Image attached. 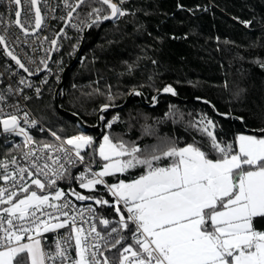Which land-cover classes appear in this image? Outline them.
<instances>
[{"label":"snow or ice","instance_id":"obj_1","mask_svg":"<svg viewBox=\"0 0 264 264\" xmlns=\"http://www.w3.org/2000/svg\"><path fill=\"white\" fill-rule=\"evenodd\" d=\"M86 2L76 0L72 5L65 0L70 9L69 22ZM98 2L107 6L108 14L101 16L103 9L93 8L88 14V27L129 14L120 6L127 0ZM40 3L9 0V5L15 6L9 8L15 16L10 23L25 36L34 35L43 25ZM244 23L248 26L251 22ZM72 27L78 28L74 24ZM7 43L0 35L6 55L33 75ZM51 44L56 46L57 40ZM41 63L47 69V63ZM19 83L31 87L23 78ZM7 91L11 94V87ZM36 92L39 94L40 89ZM163 92L176 95L170 85ZM107 99L115 97L109 94ZM3 102L6 96L0 94ZM12 107L16 112L5 113L0 107V134L23 138L22 146L17 144L16 148H22L25 166L19 165L16 157L0 161V180L5 183L0 187V264H264V127L253 130L256 134H238L225 143L218 139L214 121L202 116L193 127L208 138L204 148L196 142L177 146L161 140L142 150L122 139L114 142L108 134L97 142L84 132L67 139L52 132L59 144H37L21 121L29 127H36L37 122L30 120L27 112L18 115L19 105ZM108 107L104 105L101 111ZM118 119L115 117L106 127L111 129ZM238 119L243 121L242 117ZM87 149H92L103 163L99 171L86 166L75 179L80 188L90 192L103 185L113 201L75 190L67 196L78 201L94 200L102 208L111 209L118 219L99 218L106 233L98 231L96 223H89L96 220V209L89 208L91 214L85 220V210L78 209L63 190L44 195L36 191L44 192L70 175L68 166L84 164ZM137 168L142 171L130 180H106L117 174L126 176ZM60 229L68 231L60 235ZM47 233L56 234L53 245L46 244ZM113 249L117 260L105 255Z\"/></svg>","mask_w":264,"mask_h":264},{"label":"trees","instance_id":"obj_2","mask_svg":"<svg viewBox=\"0 0 264 264\" xmlns=\"http://www.w3.org/2000/svg\"><path fill=\"white\" fill-rule=\"evenodd\" d=\"M93 8H102L101 16L109 11L98 1L89 0L76 16L85 19ZM124 9L129 14L119 22L99 23L90 30L59 94L61 108L91 128L97 125L104 105L120 106L133 91H141L150 102L170 85L184 101L159 96L156 106L150 108L134 95L123 109L104 112L99 130H86L97 142L108 134L114 142L122 139L142 150L161 140L177 146L196 142L204 148L208 138L193 127L202 116L214 121L215 133L225 143L247 134L233 117H242L250 130L264 127V0H131ZM60 83L54 82L30 106L50 130L67 139L83 128L76 117L56 107L54 94ZM109 94L115 99L109 101ZM193 99L206 100L229 117H220L208 104ZM115 117L118 121L107 128ZM86 152L87 161L102 165L92 149ZM141 171L137 168L126 176H114L110 183L130 180ZM69 173L57 185L75 187L77 168ZM73 190L113 201L103 187L92 192ZM72 198L78 204L96 205L97 221L101 216L118 219L111 209L94 200ZM106 255L118 258L115 249Z\"/></svg>","mask_w":264,"mask_h":264},{"label":"built area","instance_id":"obj_3","mask_svg":"<svg viewBox=\"0 0 264 264\" xmlns=\"http://www.w3.org/2000/svg\"><path fill=\"white\" fill-rule=\"evenodd\" d=\"M130 1L131 0H127L126 3H129ZM113 2L119 3V0H113ZM67 3L74 5L76 0H67ZM125 4L120 6L124 8ZM39 6L44 18L43 25L40 30L35 31L34 35L25 36V34L21 32L14 23H10V21L15 20V16L14 11H10L9 8L11 7L14 9L15 6H10L9 0H0V35H4L6 37L8 42L7 47L9 50L14 51V53L22 61V63L25 64L29 71L34 73L30 76L27 72H24L23 69L19 68L16 63L6 55L2 45H0V94L6 96V102L0 103V107L4 108L5 113H11L16 112V109L12 106L19 105L20 111L17 113L18 115L22 117L23 114L27 112L29 119L35 120L37 122L36 127H29L28 125L23 124V121H21L22 126L27 128L29 134L33 136L37 144H40L41 142L59 144L60 142L55 140V138L51 135L53 131L50 130L34 113L30 103L32 100L39 99L44 93H46L54 82H61L64 70L70 64V61L77 56L78 50L82 43L83 34L88 25L91 23V18L88 15L85 19H79L76 14L70 21L66 30L60 36L57 45L53 50L51 41L55 39L56 35L62 28H60V26L64 25L70 9L65 6V0H41ZM122 18L123 17H120L116 20H110V22L115 24ZM73 24L77 25L78 28L72 27ZM25 26L27 27L28 25ZM29 30L33 31V29ZM42 60L47 63V69H45L44 64L41 63ZM21 78L30 83L31 87L20 84L19 81ZM45 81L47 82L45 83ZM9 87L12 89L11 94H9L7 91ZM37 88L40 89L39 94L36 92ZM17 89H22V91H17ZM0 132H2V129H0ZM81 132L90 135L84 129ZM40 135L42 136L40 137ZM22 142V137H6L5 135L0 134V161H10L13 157H16L18 164L25 166V162L21 159L22 148H16L17 144L22 146ZM89 165L91 166L92 171L100 170L97 165L90 163L86 159L84 164L78 163L75 167H68L69 171L73 168H77V173L75 175L76 177L85 170L86 166ZM11 167L12 166L10 165V168ZM0 174H3V169H0ZM75 177L73 180L75 187L70 189L66 188L64 185H57L58 182L62 180L59 179L57 180V184L53 187L54 189L49 190L47 194H53L56 189L63 190L66 193V198L71 199L72 203L78 209L85 210V220H87L91 214L88 209H96V220L89 221V223H96L97 230L101 231L102 233H106L108 230L104 229V227L99 224V221H97L98 209L96 205L92 203L78 204L73 200L72 196H67V194L74 188H80ZM4 186V181L0 180V187ZM99 187L104 188L103 185H97L95 190H97ZM33 190H35V186H33ZM104 190L107 191L105 188ZM83 226L87 228L88 224H84ZM67 231L68 229H60L59 234L64 235L67 233ZM55 235L56 234L54 233L45 234L47 238V245H53V239ZM72 255L74 256V249L72 250Z\"/></svg>","mask_w":264,"mask_h":264},{"label":"water","instance_id":"obj_4","mask_svg":"<svg viewBox=\"0 0 264 264\" xmlns=\"http://www.w3.org/2000/svg\"><path fill=\"white\" fill-rule=\"evenodd\" d=\"M87 1H89V0H87ZM96 1H98V0H96ZM81 6H82V5H81ZM80 8H81V7H80ZM80 8H78V9L76 10V12L73 13L72 18L77 14V12L79 11ZM71 20H72V19H71ZM109 22H110V20H106V21H103L102 23H109ZM69 23H70V22L66 19L64 25L62 26V28L60 29V31L58 32V34H57L56 37H55V39L57 40V42H58L60 36L62 35V33H63V32L66 30V28L68 27ZM94 25H96V24H93L91 27H87V28H86V30H85V32H84V34H83L82 43H81V46H80V48H79V50H78L77 56L74 58V60L71 62V64H70V65L64 70V72H63V74H62V80H61V83H60L59 87L56 89L55 94H54V100H55V104H56V107L58 108V110H59L61 113H63V114H67V115H71V116L76 117V118L79 120V124H80V126H81L84 130H90V131L99 130V129L102 127V120H101L100 117H101L102 114H103L104 112H106V111H103V112H102L101 109H100V111H99V113H98V115H97V125H96V126L91 127V128H90V127H86L77 115H74V114H72V113H70V112H67V111H65V110H63V109L61 108V106H60V102H59V94H60V92L62 91V89H63L64 86H65L66 76H67L68 71H69V70H70V69H71V68L77 63V61L79 60V57H80L81 52H82V49H83V47H84V45H85V43H86V40H87L88 34H89L90 30L92 29V27H93ZM2 47H3V49H4V46H3V45H2ZM55 47H56V46H53V50L55 49ZM9 58H10V57H9ZM50 58H51V57H50ZM10 59H11V58H10ZM135 92H139V93H141V95H139L141 101L143 102L144 105H146L147 107H150V108H154V107L156 106V99H157L159 96H169V97H172V98H174V99H176V100L184 101V100L178 98L176 95H171L170 93H164L163 90H162V91L157 92V93L154 95V97L151 99L150 102H147L145 95H144L141 91H133V92L128 96V98H127V100L125 101V103H123L122 105L117 106V107H108L107 111L120 110V109H123L124 107H126V106L128 105V103H129L131 97L135 95V94H134ZM192 101H201V102L205 103L204 101H206V100H203V99H193ZM207 102H208V101H207ZM205 104H208V105H209V106H210V107H211V108L217 113V115H219L220 117H229V115H225V114H220V113H218L217 110H216V108H215V106H214L212 103L208 102V103H205ZM233 118H234V119L240 124L242 130H243L245 133H247V134H256L253 130L248 129V128L244 125V122L241 121L240 119H238V117H233Z\"/></svg>","mask_w":264,"mask_h":264},{"label":"crops","instance_id":"obj_5","mask_svg":"<svg viewBox=\"0 0 264 264\" xmlns=\"http://www.w3.org/2000/svg\"><path fill=\"white\" fill-rule=\"evenodd\" d=\"M99 157V156H98ZM103 162V161H102ZM99 168H100V166H99ZM117 175H119V174H117ZM116 175V176H117ZM113 177H107L106 178V180L110 183V180L112 179ZM36 190V189H35ZM37 192H38V194L39 195H44V194H47L48 192H49V190H47V188L45 189V191L44 192H40L39 190H36Z\"/></svg>","mask_w":264,"mask_h":264},{"label":"bare ground","instance_id":"obj_6","mask_svg":"<svg viewBox=\"0 0 264 264\" xmlns=\"http://www.w3.org/2000/svg\"><path fill=\"white\" fill-rule=\"evenodd\" d=\"M70 64H71V63H70ZM70 64H69V65H70ZM69 65H68V66H69ZM68 66H67V67H68ZM67 67H66V68H67Z\"/></svg>","mask_w":264,"mask_h":264}]
</instances>
